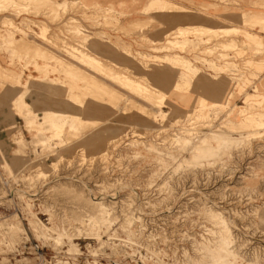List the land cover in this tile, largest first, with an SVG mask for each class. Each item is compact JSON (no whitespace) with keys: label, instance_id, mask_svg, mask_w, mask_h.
I'll return each instance as SVG.
<instances>
[{"label":"rangeland","instance_id":"374dc122","mask_svg":"<svg viewBox=\"0 0 264 264\" xmlns=\"http://www.w3.org/2000/svg\"><path fill=\"white\" fill-rule=\"evenodd\" d=\"M159 1L0 0V262L264 264V0Z\"/></svg>","mask_w":264,"mask_h":264},{"label":"bare ground","instance_id":"6f19581e","mask_svg":"<svg viewBox=\"0 0 264 264\" xmlns=\"http://www.w3.org/2000/svg\"><path fill=\"white\" fill-rule=\"evenodd\" d=\"M204 4V3H203ZM202 4V5H203ZM227 10V9H226ZM161 12H164V13H170L171 15L169 16V18H171V17H175V16H172V13L173 12H179V13H182L181 15L183 16V17H186V18H189V17H191L193 14H191V13H189L188 12V10H186L184 7H179V6H177L176 4H172V3H170V2H168V1H166V0H160L159 2H157L156 3V5H155V7L153 8V11H152V14L153 13H161ZM184 12H186V14L184 13ZM184 13V14H183ZM154 15V14H153ZM181 15H178V17L176 16V18H180V16ZM250 16L251 17H255L256 19H259V20H264V12L263 11H258V12H254L252 15H251V13H250ZM173 19V18H172ZM157 20V19H156ZM170 20V19H169ZM206 22H204V23H206V25H208L210 28H212V29H216L215 27L216 26H219V27H221L222 29H223V31H222V33H225L224 35H226V34H228V33H231V32H233V31H235V29H238V28H232V26H222V25H217L216 24V22H210V20H205ZM240 21V20H239ZM171 22V21H170ZM226 24V23H225ZM166 27V26H165ZM236 31H238V30H236ZM238 33V32H237ZM223 35V34H222ZM256 36H258V35H256ZM259 37V36H258ZM210 40V39H209ZM223 40V39H222ZM262 43H260V44H262L263 45V48H264V37L262 36V38H261V40H260ZM97 43V42H96ZM98 44V43H97ZM96 44V45H97ZM98 46V45H97ZM262 50V49H261ZM264 50V49H263ZM83 55H85L86 56V54H83ZM88 55V54H87ZM87 57V58H86ZM85 58L86 59H89V57L88 56H86ZM92 60V59H91ZM94 62V61H93ZM95 62H96V64H93L94 66H95V68L97 69V70H102V69H104V67L105 66H103V64H101L98 60H95ZM259 62V61H258ZM105 64V63H104ZM106 68V67H105ZM111 68V67H110ZM108 69V68H107ZM79 70H81V69H79ZM113 71V70H112ZM114 72V71H113ZM117 72V71H116ZM85 73V72H84ZM119 73V72H118ZM103 74V73H102ZM112 74V73H111ZM113 74H115V73H113ZM86 75V74H85ZM119 75V74H118ZM122 75V74H121ZM114 78V77H113ZM112 79V78H111ZM126 79V78H125ZM116 81V80H115ZM120 83V82H119ZM128 85L130 86V87H134L135 89H142V91H144V90H146L147 89V87L146 86H141V85H138V84H135L134 82H131V81H129L128 82ZM92 86V85H91ZM93 86H94V84H93ZM98 88V87H97ZM101 90V89H100ZM130 90V89H129ZM147 91V90H146ZM150 92V91H149ZM152 93V92H151ZM154 94V93H153ZM152 95V94H151ZM155 95V94H154ZM143 96V95H142ZM159 97V96H158ZM155 99H156V97H155ZM157 99H160V97L159 98H157ZM156 99V100H157ZM168 101V100H167ZM171 103V102H170ZM95 109V108H94ZM94 112V111H93ZM263 112H261L260 113V115L258 116V117H255V123H256V125H261V126H264V115L262 114ZM78 192V191H77ZM19 194L18 195H21L24 199H26L27 201L30 199L28 196H25V195H23V194H20V192H18ZM81 193V192H80ZM76 195H79V192H78V194L76 193ZM76 195H74V200L75 201H78V200H76V199H78V197L79 196H81V194L76 198ZM82 195H84V194H82ZM73 196V195H72ZM6 198V197H5ZM22 198V199H23ZM81 198V197H80ZM82 199H84V201H85V199L86 198H84V197H82ZM74 201V202H75ZM81 201V200H80ZM86 201H88L87 199H86ZM79 202V201H78ZM82 202V201H81ZM80 203V202H79ZM88 203V202H87ZM87 203H86V205H87ZM90 203H91V200H90ZM89 203V207H90V210L91 209H94V211L93 212H91V211H89V207H87V208H83V203H82V205H81V210L82 209H84L83 211L86 213H88L87 215H85V217H86V219L84 218V219H82L81 221L83 222V221H89V223H95V224H99V223H101V222H103V220L105 219V215H106V210H105V208L104 207H101V206H98L97 204H95V203H92V204H90ZM70 204V203H69ZM75 204V203H74ZM29 205V204H28ZM77 206H78V204H76ZM84 205H85V202H84ZM85 205V206H86ZM30 206V205H29ZM76 206V207H77ZM88 206V205H87ZM32 207V206H31ZM75 207V206H74ZM77 209V208H76ZM79 209V208H78ZM81 212V211H80ZM108 220V219H107ZM105 222H106V220H105ZM84 223V222H83ZM88 223V224H89ZM106 224V223H105ZM84 225V224H83ZM102 225V224H101ZM104 225V224H103ZM102 225V226H103ZM100 226V225H99ZM224 226V225H223ZM97 227V226H96ZM225 227V226H224ZM81 230L82 229H79V227L77 228V231H79V232H81ZM79 232H78V234H79ZM87 235H88V233H87ZM79 236V235H78ZM74 237V236H73ZM95 237V236H94ZM9 238V237H8ZM8 238H6V239H8ZM41 238H42V240H47L48 239V236H47V234L46 233H43L42 234V236H41ZM99 238V237H98Z\"/></svg>","mask_w":264,"mask_h":264},{"label":"built area","instance_id":"2783aa9c","mask_svg":"<svg viewBox=\"0 0 264 264\" xmlns=\"http://www.w3.org/2000/svg\"><path fill=\"white\" fill-rule=\"evenodd\" d=\"M0 264H16V263H12V262H5V263L4 262H0ZM36 264H39V263H36ZM122 264H128V263H122Z\"/></svg>","mask_w":264,"mask_h":264}]
</instances>
